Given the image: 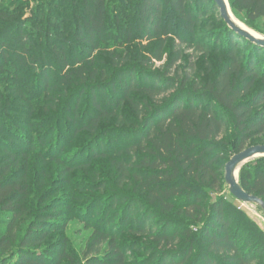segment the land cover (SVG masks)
I'll return each mask as SVG.
<instances>
[{
    "label": "trees",
    "instance_id": "obj_1",
    "mask_svg": "<svg viewBox=\"0 0 264 264\" xmlns=\"http://www.w3.org/2000/svg\"><path fill=\"white\" fill-rule=\"evenodd\" d=\"M230 4L264 35V0ZM216 12L0 0V264H261L264 232L226 195L225 168L264 145V48L221 14L209 24ZM171 39L200 56L184 76ZM239 180L264 201V157ZM74 220L92 231L79 253Z\"/></svg>",
    "mask_w": 264,
    "mask_h": 264
},
{
    "label": "rangeland",
    "instance_id": "obj_2",
    "mask_svg": "<svg viewBox=\"0 0 264 264\" xmlns=\"http://www.w3.org/2000/svg\"><path fill=\"white\" fill-rule=\"evenodd\" d=\"M227 1H228V4H229L230 8H231L230 0H227ZM32 8H33V4H32ZM31 12H32L31 9L26 12L27 14L25 16V19L31 18L33 16ZM231 12H232V14H231L232 19L234 20V22L238 26H240V27H242V28L250 31L252 34H254L256 36L264 37L263 34L258 33L255 30H253L250 27H248L245 24V21L242 18L237 17L233 13L232 8H231ZM215 17L218 19L220 17V13L219 12H216V13L213 14V16L210 15L208 17V18H210L209 24H213L214 20L212 18H215ZM205 21L208 22V19L205 20ZM261 28L264 30V22H262ZM215 31H216V29H213V30L207 29L206 30V29H204V27H202V29H200V32L203 33V34H205V35H207V36L209 35V33L211 34V33L215 32ZM198 40H201V39L198 37ZM167 50H168V55H167L168 61L167 62H170V60L175 59L179 55L181 56V54L183 53V62H181V63L179 62L178 63L179 65H177V66H179V68H181V72H180L181 76H184L185 73L188 71L187 70L188 65L196 64V62H197V60L195 59L196 56H197V58L200 57V56H198L196 54V52L194 50H191L185 44H182L181 42H179V41H177L175 39H171L169 41ZM197 64H198V62H197ZM163 65L157 63L154 66V69H160V68H162ZM166 68H167V65H166ZM77 147L78 146L76 145L74 148H77ZM249 147H252V145L250 144L248 146V148ZM74 148H73V150L76 151ZM234 155H236V154L230 155V158H232ZM84 156H85L84 158L87 157V155H84ZM97 168H98V166H97ZM76 178H77V176L75 177V179ZM85 178H86L85 175L84 176H80L77 182H83ZM81 179H82V181H81ZM226 195L228 197L231 196V194L229 192H226ZM237 204L239 205V207L242 210H244L247 213V215L252 220H254L258 224V226L260 227V229L264 232V211L260 207L255 206V205L254 206H249V205L243 206V205H241L239 203H237ZM101 210H102V207L99 208V212ZM66 234H67V238L71 240V247H72L73 251L79 253V252H81V249L83 248L84 243L91 236L92 231L90 229H86L85 224L82 223L81 221H78V220L75 221L74 220V221H72L69 224ZM260 261H261V264H264V255H263V257H261V260Z\"/></svg>",
    "mask_w": 264,
    "mask_h": 264
},
{
    "label": "water",
    "instance_id": "obj_3",
    "mask_svg": "<svg viewBox=\"0 0 264 264\" xmlns=\"http://www.w3.org/2000/svg\"><path fill=\"white\" fill-rule=\"evenodd\" d=\"M220 11L221 18L234 33L246 38L255 45L264 48V37L256 36L250 31L238 26L232 19L231 8L227 0H212ZM264 157V145L252 146L234 155L225 168V183L229 193L237 203L245 206H258L264 211V201L257 196L246 192L240 185L239 175L241 169L252 160Z\"/></svg>",
    "mask_w": 264,
    "mask_h": 264
}]
</instances>
